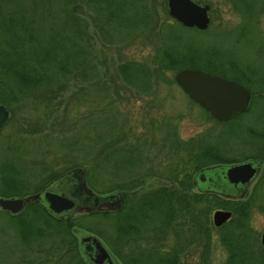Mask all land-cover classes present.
I'll use <instances>...</instances> for the list:
<instances>
[{
	"label": "rangeland",
	"instance_id": "374dc122",
	"mask_svg": "<svg viewBox=\"0 0 264 264\" xmlns=\"http://www.w3.org/2000/svg\"><path fill=\"white\" fill-rule=\"evenodd\" d=\"M84 1L86 0H77L74 14L78 17L77 26L84 32L82 41H88L90 61L86 67L82 66L77 71L78 77L74 78L72 74L69 79L58 77L53 81L47 93L49 97L55 98L47 109L44 105H34L32 101L40 93L39 90L24 95L13 92L19 98L16 102H12L10 93L4 91L5 99L10 101L11 111L8 110L9 117L0 130V196L34 194L51 182L55 174L69 167L76 168L82 164L92 168V154L101 148V143L96 147L97 139L100 138L110 140L113 137V140H117L125 136L127 146L122 149L124 152L119 149L116 151L118 153L112 155L111 164L98 169L92 185L87 181V185L95 193L114 188L117 183L130 184V171L143 181L142 187L137 188L141 192L160 185L180 186L179 181L167 180L172 165L178 161L186 162L185 169L193 172L196 166L215 162L217 157L224 162L263 158L262 172L243 198L231 199L218 195L228 203L222 207L214 206L210 213L213 229L210 231L212 243L209 264H224L228 256V250L220 240L221 230L218 231L222 225L214 226L213 212L223 209L234 215L233 209L240 205L235 204L238 201L250 200L242 232L248 235L253 247H262L260 236L264 230V83L260 80L264 79V0H259L260 4L251 21H243L239 14L240 6L235 8L230 0H194L207 7L210 23L204 32L197 28L184 27L172 18L168 13L167 0H134L135 6L146 3L144 8L150 12L151 17L150 22L139 23L141 27L131 29L120 28L118 24L107 28L96 6L90 1L89 4ZM98 1L105 4L104 0ZM48 2L56 16L57 26L61 24L60 20L65 11L72 12L74 9L72 6L64 9L56 0ZM169 22L176 28L184 27L176 31L185 40L204 43L207 51L204 49L197 61L208 67L207 69L224 72L229 79L236 77L247 89L252 87L257 91L252 94L248 112L228 122L212 118L178 86L174 80V71H167L165 81L157 82L153 77L146 94L139 92L135 86L122 82L116 74L117 65L122 60L134 59L152 67L156 48L163 44L161 35L169 33ZM42 24L45 27L48 25L47 22ZM212 49L219 55L212 54ZM229 63H233L236 70L229 69ZM99 81L102 82L101 87L107 85L109 89L104 92L99 89ZM2 85L0 84V89L4 86ZM1 94L0 92V97ZM175 137L181 143H187L188 152L182 150L177 155L175 150L171 153L168 151L170 139ZM138 142H144L141 144L142 151H138L140 162L136 165L124 163L122 155L132 152L133 149L128 146ZM90 145L94 152L89 151ZM205 147H214L217 157L207 160L199 156V151ZM191 149L193 153L190 152ZM117 162L119 166L115 165ZM3 165L13 169H3ZM115 166L119 167L118 172ZM9 177L17 181L18 191L17 187L11 189L6 184L5 179ZM189 189L199 193L194 185ZM231 200L236 201L233 203ZM2 215L0 211V264H17L21 261L36 264L33 260V256H37L35 250L56 245L50 240L55 239L58 243L61 241L58 235L51 238L50 230L45 227L44 233L48 237H40L32 242L26 251L29 257L22 258L23 252L15 236L16 231ZM74 220L78 227H74L76 231L72 228V234L83 259L86 256L81 251L80 239L85 235H95L109 250L115 264L125 263L111 252L98 235L88 230L102 227L97 223L100 219L76 213ZM42 224L44 227L45 224ZM168 233V247H174V235L170 231ZM142 243L143 247L149 246L146 240ZM193 248L190 246L185 252L187 254L181 255L180 264H200L201 249Z\"/></svg>",
	"mask_w": 264,
	"mask_h": 264
},
{
	"label": "trees",
	"instance_id": "16d2710c",
	"mask_svg": "<svg viewBox=\"0 0 264 264\" xmlns=\"http://www.w3.org/2000/svg\"><path fill=\"white\" fill-rule=\"evenodd\" d=\"M86 1L87 4L90 1L96 6L98 9L96 10L102 17V21L107 24V28L110 25L113 27L114 24L120 25L119 27L123 29L139 28L141 27L138 25L139 23L150 22V12L144 8L146 3L135 6L134 0H104L105 4L98 0ZM86 1L84 2L86 3ZM230 1L236 6L235 8L240 6L239 14H241L243 21H251L260 4L259 0ZM56 2L60 7L62 4L64 9H69L70 6L74 8L72 12L65 11L61 18L62 22L60 20L61 24L58 26L55 24L56 16L53 14L51 3L49 4L48 0H0V84L4 85L0 89L2 93L0 103H3L10 111V101L4 97L6 91L11 95L10 100L16 102L19 98L13 92H20L24 95L27 92L39 90L40 93L32 101L34 105H44L47 109L55 98L49 97V93H47L53 85V81L58 77L68 78L72 74L73 77H78L77 71L82 66L86 67L87 62L90 61L88 41H82L84 32L82 28L80 30L77 26L78 17L74 14L77 0H56ZM43 22H47V27L43 26ZM173 25L169 22V33L161 35L163 44L162 47L159 44L156 48L152 57V67L134 59L122 60L117 65L116 74L123 80L122 82L128 86H135L139 92L146 94L153 77L157 82L165 81L167 71L176 73L185 67L200 68L225 77L224 72L210 71L207 69L208 67L197 61V57L204 53V49L206 50L204 43L185 40L176 31V29L181 30L184 27L176 28ZM201 31L204 32L205 30ZM210 51L212 54L219 55L215 49ZM228 66L229 69L236 70L233 63H229ZM259 78L257 83H259ZM232 79L240 81L236 77ZM260 82L264 83V79H261ZM100 84L102 82L99 81V89L103 92L109 89L107 85L101 87ZM246 85L250 86L249 83ZM257 88L260 89L259 86ZM248 89L251 91L252 100V94L257 91L253 90L252 87ZM108 95L109 93H107V97ZM203 111L211 116L204 109ZM248 111L247 108L244 112ZM242 113L227 120V122L237 119ZM125 141V136L117 140H113V137L110 140L106 138L97 139L96 147L98 148L101 143V148L92 154L94 166L91 168V166L86 167L82 164L77 165V167L84 169L87 181L91 185L98 169L111 164L112 155L118 153L116 151L119 149L124 152L122 149L127 146ZM142 143L138 142L128 146L129 149L132 148L133 150L122 155L121 159L124 163L136 165L140 162L138 151H142ZM89 148V151L94 152L93 146L90 145ZM214 149V147H205L199 151V156L207 158V160L213 156L216 158ZM174 150L177 151V155L183 152L182 150L189 151L187 143H181L176 137L170 139L169 142L168 151L171 153ZM190 152L193 153L192 149ZM214 161L196 166L193 172L185 169L186 162L178 161L172 165L167 180L179 181L182 187L173 184L160 185L141 192L137 188L142 187L143 181L135 174L132 175L130 171L128 175L131 179L130 184L117 183L114 188L100 190V193L119 190L124 198L123 208L119 211L83 213L86 217L100 219L97 223L102 225V227L88 228V230L98 235L111 252L125 262H123L124 264H180L181 255L183 253L186 255L185 252L190 246L201 249L200 264H209V252L212 243L210 231L213 229L210 223V213L214 206H226L228 201L221 200L217 194L193 192L189 188L191 185L193 186L192 173L224 162L218 157ZM115 165H118V162ZM118 166H115L116 172L119 171ZM74 167H69L55 174L51 180ZM2 168L13 169L8 165H3ZM5 180L9 188L17 187L18 183L13 177ZM16 191H18V187ZM228 200L230 201V199ZM238 203L240 205L237 209H233L234 215L232 214L228 224L225 223L218 228V231L221 230L220 240L228 250L224 264H264V249L261 246L253 247L248 235L242 232L248 216L250 200L235 202V204ZM42 222L45 224L44 227ZM8 223L16 231L15 236L18 238V244L23 252L22 258L29 257L26 251L32 242L40 237H48L44 233L46 230L44 228L47 227L50 230V237L58 235L61 241L58 243L55 239L50 240L56 245L51 248L35 250L37 256H33V260L36 261V264H93L87 257L82 258L72 234V228L78 227L74 216L57 220L51 217L41 205L30 204L19 216L8 217ZM169 231L174 235V247H168L167 235ZM144 240L149 245H145V248L142 243ZM183 242L185 243L184 246L182 245ZM17 264H31V262L21 261Z\"/></svg>",
	"mask_w": 264,
	"mask_h": 264
},
{
	"label": "water",
	"instance_id": "95a60500",
	"mask_svg": "<svg viewBox=\"0 0 264 264\" xmlns=\"http://www.w3.org/2000/svg\"><path fill=\"white\" fill-rule=\"evenodd\" d=\"M167 6L169 15L184 27L204 30L209 26L207 7L194 0H167ZM174 80L192 101L216 120H230L249 105L250 91L233 79L198 68H185L175 73ZM8 117L7 107L0 104V127ZM261 165L262 159L212 165L198 170L192 182L201 193L241 199L260 173ZM30 204L41 205L51 217L61 220L76 213L119 211L124 206V198L119 190L95 193L87 185L84 169L76 167L54 178L37 193L0 197V208L12 215L20 213ZM231 216L229 210H215L212 215L214 226L223 225ZM260 243L264 249V230ZM80 248L93 264H115L109 250L95 235L82 236Z\"/></svg>",
	"mask_w": 264,
	"mask_h": 264
},
{
	"label": "flooded vegetation",
	"instance_id": "af4514ba",
	"mask_svg": "<svg viewBox=\"0 0 264 264\" xmlns=\"http://www.w3.org/2000/svg\"><path fill=\"white\" fill-rule=\"evenodd\" d=\"M211 74H213V73H211ZM217 75V74H216ZM220 76V75H219ZM223 77V76H222ZM238 82V81H237ZM241 84V83H240ZM244 86V85H243ZM245 87V86H244ZM246 88V87H245ZM249 90V89H248ZM250 91V90H249ZM250 93H251V91H250ZM250 100H251V97H250ZM249 103H250V101H249ZM247 109V108H246ZM4 125V124H3ZM2 125V126H3ZM1 126V127H2ZM0 127V128H1ZM263 161V160H262ZM262 169H263V163H262V165H261V170H260V173L262 172ZM260 173L258 174V176L260 175ZM258 176L255 178V179H257L258 178ZM255 181V180H254ZM253 181V182H254ZM252 182V183H253ZM252 183H251V185H252ZM250 185V186H251ZM248 192V191H247ZM15 196H22V195H9V196H4V197H15ZM23 196H27V195H23ZM1 197V196H0ZM29 205H27V206H25V208L20 212V213H18V214H15V215H12V214H10V213H8L7 211H5V210H2L1 208H0V211H1V214H3L2 216H4L5 218H7V222H8V217H17V216H19L25 209H26V207H28ZM73 231H74V229H73Z\"/></svg>",
	"mask_w": 264,
	"mask_h": 264
}]
</instances>
